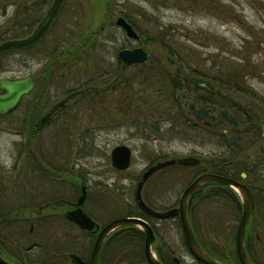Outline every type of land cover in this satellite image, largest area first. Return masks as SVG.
<instances>
[{"label":"rangeland","instance_id":"374dc122","mask_svg":"<svg viewBox=\"0 0 264 264\" xmlns=\"http://www.w3.org/2000/svg\"><path fill=\"white\" fill-rule=\"evenodd\" d=\"M41 2L44 3V16L52 0ZM25 11L29 10L21 0H0V42L25 35L27 28L22 23ZM121 13H126L131 19L140 36L139 42L127 38L113 24L115 17ZM139 45L146 47L148 61L128 70L111 90L103 94L104 97L91 96L89 91L76 96L40 132L24 135L25 128H29L25 120L29 110H32L30 119H34L71 90L82 89L88 84L105 88L118 71V50ZM73 46L79 48L72 55H66L59 62L61 66L52 70V52ZM167 58L182 65L193 75L213 77L224 82L233 79L241 94H230V98L237 99L241 104L255 102L253 110L264 111V0H62L41 42L29 50L0 51V78H13L27 73L42 75L41 71L49 67L45 70L49 75L48 83L45 86L39 84L36 88L40 94L38 102L27 107L28 99L23 100L10 115L0 116V173L5 170L3 174L11 176L10 168L13 165L20 172V166L26 165L22 162V156H37L32 165L42 167L49 163L56 165L55 154H63L64 159L73 165L74 176L82 178L84 182L86 193L83 208L98 227L127 215L139 217L154 229L157 246L163 249L168 246L178 251L179 247L184 246L178 213L163 218L147 215L136 203V183L154 158L164 154H170L172 158L187 155L200 157L201 162L197 166L178 165L158 170L142 186L141 199L148 208L155 212L175 209L181 193L194 174L212 162L206 156L214 153L220 160L229 161L232 148H225L223 138L226 136L223 137L221 130L216 127L202 126L205 131L188 127L187 132H180L176 124L170 131L157 134L162 135L158 137L151 135L150 128L139 129L134 127L133 121L131 123L132 119L143 116L135 111L140 104L138 101L142 100L140 96H145L146 92L160 88L161 92L153 93L150 100L153 103L155 99L173 101L171 78L175 66H171ZM154 74L155 80L149 82L148 77ZM254 97H260L261 103ZM106 99L109 100L104 102ZM122 99L131 103L126 105ZM147 109L144 106L142 110ZM260 120H264V115L254 118V124L248 125L251 138L257 132L255 126ZM167 125L165 123L163 127ZM262 141L263 138L258 137L255 143L251 139L250 143H245L246 146L240 145L234 157L237 177L245 170L247 163L261 160L259 145ZM118 145H126L132 150L130 166L122 171L113 167L110 161V152ZM257 168V173L247 175V179L243 180L257 192V204L247 238L249 248L255 245L259 249L253 251L250 248L255 258L264 264V207L258 204L262 202L258 191L264 189V163H259ZM260 171L262 176H259ZM31 179L32 182L28 183L27 180L26 184L20 181L21 178L20 183L16 180L17 183L12 184L11 180L8 194L14 193L13 190L18 193L15 203H0V225L2 222L16 223L9 227L11 232L15 231L13 235L18 240L16 244L19 248L37 242L44 250L48 247L53 249V239L57 235L59 238L56 243L60 247L66 240L64 231L70 229L69 239L74 243L72 253L87 259L95 238L77 225L68 224L70 222H66L62 215L67 206L63 202H56L57 198L75 201L80 195L79 189L66 181H49L46 183L50 184L46 185L45 181L34 175ZM5 183L9 181L2 179L4 185L0 184V187L5 186ZM36 197H39L40 203L34 201ZM234 203L232 199L218 200L214 197L197 199L188 216L199 239L211 250L217 248L214 252L225 247L226 255L236 263L234 255L229 254L234 250L230 244L234 246L240 211L235 209ZM40 204L47 205L49 211H60L61 215L56 217V221H48L49 227L40 228L35 221L37 228L32 224L30 230L29 225L14 221L20 208L32 210ZM9 212L17 213L12 217L13 221L3 218ZM21 226L22 229H19ZM135 228L137 230L128 232V237H121V242L115 245L117 249L104 250L102 264H129V256L134 255L136 247L143 246L144 241L141 228ZM6 230L1 231L4 233ZM254 239L260 242L255 243ZM120 251L128 254V257ZM36 252L37 249H32L28 259L35 261ZM11 256L14 261L20 260L15 254L11 253ZM55 256L61 258L59 261L67 260L65 255ZM104 257L105 260L107 257L106 262Z\"/></svg>","mask_w":264,"mask_h":264},{"label":"flooded vegetation","instance_id":"af4514ba","mask_svg":"<svg viewBox=\"0 0 264 264\" xmlns=\"http://www.w3.org/2000/svg\"><path fill=\"white\" fill-rule=\"evenodd\" d=\"M21 3L23 4V6H26L27 10H29V11H25L24 20L22 22L23 27H25V29L27 28L28 31L26 29L27 32L24 33L25 35H23L22 37H14V38H25V37L29 36L30 34H32V32L42 23V21L45 18V15H46L45 14L44 16H42L44 3H42L41 0H21ZM53 21L51 22L50 26L52 25ZM50 26L48 27V29L46 30L44 35L39 39V41L36 44H38L39 42L42 41L44 36L48 33ZM147 58L149 59V55ZM148 59H147V61H148ZM167 60L171 66H175L174 72H176L177 66L180 67V70H179V72H177V76L175 77V79H173V75L171 78L172 82H173V80H178L180 82V84L177 87L174 84H172V86H173L172 87L173 88V101L164 102V101L156 100L155 103H153V101L150 100L151 97H153L152 94L161 92L160 88H158V89L156 88V90L150 91L149 93L146 92V94L144 92L145 96H140L142 98V100H139V101L137 100L140 103L138 105L140 107L136 106L137 110L135 111L136 114L140 113V114H143V116L138 117L136 119H132L131 123L133 121L134 127H137L139 129L146 130V129L150 128L151 129V135L153 134V136H158V137H161L162 135H157V134H160L162 132L164 133L167 130L170 131V129L172 127H174V125L176 126V124H178V130L180 132H187L188 124H192L194 126V127L189 126L191 129L199 130L202 128V126H204L206 128L216 127L217 129L221 130V133H222L221 135L223 137L226 136L225 138H223V140L225 141V143H224L225 148H232V150H231L232 153L230 155L231 160L229 159V161H227V163L229 162L232 166L230 164H229V166H228V164H225V163L223 164L227 170L226 174H221V173L213 171L212 167L215 164L220 166L219 163L217 164V161L220 160L218 155H215L213 153L209 156H206L208 158L210 157V160H212V162H209V165L201 168L198 174L195 173L194 176L192 177L191 182L197 176H199L201 174L212 173V174L220 175L223 177H227L228 179H231L234 181L241 182V183L245 184L250 189V191L252 193V197H253V209H252L250 217H249V219L245 225V231H244V248H245V251L248 255L249 251L252 252L250 250V248L253 251L255 249L256 250L258 249L255 245H252L249 248V244H247V234H248V230H249V226H250V220L252 217V213H253L254 208H255V203H256L255 197H256L257 192H254L248 186L247 182L246 181L244 182L243 180L244 179L246 180L247 177L249 175H251L252 173H254V174L257 173L258 172L257 167L259 166V163H262V162L264 163V152L261 151V149H260L261 145L264 143V129L261 126V124L264 123V120H260L256 123L255 127L258 130L255 134L252 135L253 136L252 138L250 136L251 135L250 132L248 131L250 129L248 127V125L254 124L253 123V119L255 118L254 116H256L257 118H260L262 116V114L259 111L256 112L253 110V107L255 106V104H254L255 102L247 103V104H241L240 101H238L237 99L232 100L230 98V94H236V93L241 94V92L237 89L233 79H227L228 81L224 82L221 79L216 80L213 77L207 78V77H203L201 75H193L189 71L183 69L182 65L175 64L174 60H172L170 58H167ZM145 63H143L142 65H144ZM116 66H118V71H117L115 77L113 78L112 82H110V84H108V87H106V88H108L107 91L111 90L110 88H112L114 83H117L120 80V78H122L123 74L126 71L130 70L131 68L140 67V66L130 67L127 70H123L122 69V62L119 59H117ZM27 75L38 76V83L28 94L21 97L20 102L18 104V107L22 104L23 100H26V99H28V101H29L27 104V107L29 105H34L33 103L36 101L38 102V98L40 97V94H38L36 92V88L40 82V78H41L40 73L39 74L38 73H27L24 75L15 76L13 78H0V82H1L3 79L12 80V79L24 77ZM190 77L199 78V79L207 81V83H208L207 87H193V86H191V84L188 82V80L184 79V78H190ZM216 82L218 83V85H216ZM94 88H96V87L95 86L83 87L82 89H85V91L81 95L85 94L87 91L94 89ZM81 95H78V96H81ZM143 98L148 99V100L144 101ZM67 103L65 104V106L67 105ZM53 104L46 111H48L53 106ZM189 104H193L194 110H204L206 112L204 117H202L201 119H198L192 112L188 111L186 107ZM144 106L148 109L142 110ZM16 109H14L13 111H11L7 114H4L2 116H8L12 112H14ZM222 110H227L231 115H233L236 118L237 123L235 126L230 125L228 123H225L224 121H222L219 118L218 115ZM46 111H44V112H46ZM62 111L57 110L56 112H54L53 116H52L53 119L51 118V120H54L57 117V115H59V113H61ZM141 111H143V112H141ZM39 116H36V118L32 122H30L31 125L29 126L28 129L25 128V131L23 132L25 136L31 135V133H30L31 129H32V131L34 130V134H37L38 132H40L42 130V129L37 130L35 127V122L37 121ZM131 123H129V124H131ZM165 123L168 124L166 126V128L163 127V125ZM143 125H147V127L145 128ZM248 132L250 135L248 134ZM258 137L263 138L262 143L259 145V153L261 154L262 162L260 160L257 163L256 162H250V164L247 163L245 165V170L243 172H240L239 176L237 177V168H235V164H234L236 160L234 159V157L236 158V153L239 151L240 145L241 144L245 145L246 142L250 143L251 139H252V141L254 139V143H255L257 141ZM231 138H233V142L230 141ZM126 147H128V146H126ZM129 150H130V160H129L128 167L130 166V162L132 159V150L130 148H129ZM22 151H24V150H22ZM216 154H218V153H216ZM169 155L170 154H166V155L164 154L163 156H159V157L151 160L149 162V165H147L145 167L143 173L146 170H148L150 167L156 165L157 163L168 161V160H173V163L167 164L158 170H161V169L166 168V167L178 166V165L182 166V167L197 166L201 162V158L197 157V156L187 155V156H183V157H179V158H172ZM55 156H57V158L55 159L56 165H53L51 163H49L48 165H44L42 167H39L38 165H32V162L36 161L37 156H35V158H32L31 155H29V156L27 155V156H22V162L26 163V165L20 166V168L22 169L20 172L16 171V169H17L16 165L11 166L10 172H12V174L9 177L4 175L3 172H5V170H2V172L0 173V184H2V179H3V181H9V183L8 184L5 183V186L0 187V203H2V204L15 203L14 201H15V197L17 196L18 191L13 190L14 193H12V194H10V193L8 194V192H7L8 189H10L9 186L11 184V180H12V184L17 183L16 180L19 181V178H21L20 181H23L24 184H26L27 180H28V183H31L32 182L31 178L33 175H34V177H38L41 181L42 180L45 181L44 183L46 185L50 184V183H46L49 181H51L53 183H55L56 181H58V182L66 181L67 184L70 183L73 186L77 187L79 189V193H81L82 188L85 189V186L83 184L84 182L82 181V178H80L78 176L77 177L74 176V169L72 168L73 165L69 164V160L64 159L63 154L57 153V154H55ZM161 157H163V158L168 157V158L162 159ZM186 157L196 158V159H198V162L195 164H190V165L189 164L183 165V164H180L177 162L179 159L186 158ZM51 160H53V159H51ZM38 161H41V159ZM110 161H111V159H110ZM120 171H122V170H120ZM241 173H245V177L242 178ZM142 174H141V176H142ZM262 175H263V173H262V171H260L259 176H262ZM141 176H140L138 182L141 180ZM20 181H19V183H20ZM138 182L136 183L135 190H136ZM210 184H219V185L229 187L226 184L218 183V182H209V183L203 184L202 186L210 185ZM2 185H4V184H2ZM60 185H63V184H60ZM229 188L231 189V187H229ZM141 189H142V187H141ZM262 190L258 191V193L260 192L261 197H262V193H263ZM140 195H141V190H140ZM134 197H135V192H134ZM77 199H78V197H77ZM77 199L75 201H72L69 199H64V198H59V199L57 198L56 199V202H63L67 206L66 210L62 213V215H63V218L66 220V222H70L68 224L72 223L73 225H75L72 222V220L67 218L66 215L69 211L74 210L77 207V205H76ZM9 201H11L12 203H9ZM34 201L37 203L41 202L39 200V197H36V200L34 199ZM83 203H84V201H83ZM83 203L81 204L80 207L87 214V211L83 208ZM47 208L48 207L45 204H40L37 206V208H34L32 210L30 209L28 212H27V209L25 207L20 208L18 211L17 219L14 221L19 222L21 225L23 223L26 225H29L30 230H32V224L36 228H37V225L40 228L41 227H47L48 221H50V222L56 221L55 220L56 217L61 215L59 213L60 211H56V212L54 211L53 212V211L47 210ZM239 209L241 211L240 202H239ZM240 211H239V216L237 219L238 221L240 218ZM16 215H17V213L9 212V213L5 214V216L3 218L8 219V221L10 219H12L11 221H13L12 217L16 216ZM87 215L95 223V225H96L95 229L93 231H86L84 229H81V230H83V232L84 231L87 232V234L89 236H92L95 238L98 231L100 230V228H97V224L93 220V218L89 214H87ZM6 216H7V218H6ZM151 217H155V216L151 215ZM161 218H163V217H161ZM35 221L37 222V225H36ZM238 221H237V224H238ZM15 224L16 223H14V222H12V223L2 222L0 225V255L4 259H6L7 261H9L13 264H28V263H35V262L46 263V264H71V262H72L74 264H78L72 258V256H73L72 251L74 249V246H73L74 243H73V241H71L69 239L70 235H71L70 229H67L66 231H64L65 232L64 236H66V240L60 247L56 243L58 241V238H59V235H57L56 238L53 239V240H55V245H54L53 249L48 247L47 249L44 250L43 246L41 244L39 245V243H37V242H34L30 246H22L21 248H19V245L16 244V243H18L17 242L18 240L13 235V233H15V231L11 232V229L9 227V225L12 226ZM22 227L23 226H21V228L19 227V229H22ZM6 228H7V230H6ZM68 228H70V226ZM236 228H237V225H236ZM1 230H6V231L3 233ZM49 231H51V229ZM21 233L22 232L20 230L19 235ZM235 234H236V232H235ZM109 236H107L106 239H108ZM154 238H155V240L157 239L156 235ZM155 240H153L151 249H152V252L159 259V261L162 262L163 264H202L192 257V255L189 252V249L186 245L179 247L178 251L173 250L172 248H170L168 246H164V249H163V248H160L161 246H157L155 244ZM102 247H103V245H102ZM230 247L235 250V244H234V246L232 244H230ZM34 248L37 249V252L35 254V257H36L35 261H33L34 259H31V260L28 259L31 257L30 255H32V254H28V253H30V251ZM19 249H21V250H19ZM136 249L137 250L135 252H137V253L132 255V256H129V259H130L129 264H149L145 258V255H144V245L136 247ZM104 250L105 249L101 248L100 256L98 258V264H102L101 258L104 254ZM222 250H225V247H222ZM18 251H19V253H17ZM141 252H142V255H139V253H141ZM11 253L20 257V260L14 261L12 258H10ZM61 253H63V254H61ZM56 254L60 255V256L65 255V258H67V260L65 259L66 262L64 260L59 261L61 258H56V256H55ZM248 257H249V255H248ZM249 259H250V257H249ZM83 260L86 261V263H87L88 258L87 259L83 258ZM106 260H107V257H106ZM106 260L104 257L105 262H106ZM105 264H107V262ZM234 264H240V261L238 260V258L236 260V263H234ZM253 264H256V263L253 262Z\"/></svg>","mask_w":264,"mask_h":264},{"label":"water","instance_id":"95a60500","mask_svg":"<svg viewBox=\"0 0 264 264\" xmlns=\"http://www.w3.org/2000/svg\"><path fill=\"white\" fill-rule=\"evenodd\" d=\"M61 1L62 0H53L44 20L32 32V34L22 39H12L1 42L0 50L12 49V48H24L37 43L39 39L44 35L46 30L50 26L51 22L57 15L59 7L61 5ZM113 23L115 26H117L124 32L127 38L139 41L138 34L136 33L132 25L124 17H122L121 15L116 16ZM117 56L119 60L122 62V69H128L131 66H137L144 63L147 59V52L144 46L135 47L131 49L124 48L118 51ZM179 70L180 67H176V72L173 73V79H175V77L177 76V72H179ZM184 79L188 80V82L193 87H207L208 84L207 81L199 78L190 77ZM37 82H38V76L36 75H28L24 77L15 78L12 80L3 79L0 82V115L9 113L12 110H14L17 107L21 97L29 93L33 89V87L36 86ZM173 83L176 87L180 84L178 80H173ZM84 91L85 89L73 91L67 94L65 97H63L55 104H53V106L48 111H46L45 113L41 114L38 117L37 121L35 122L36 129L37 130L42 129L46 124L50 122L54 112H56L57 110L59 111L62 110L65 107V104L70 99H72L76 95H81L82 93H84ZM186 108L188 111L192 112L198 119L204 117L206 113L204 110H194L193 104L187 105ZM218 116L222 121L230 125L235 126L237 123L236 118L233 115H231L227 110H222ZM261 126L264 129V123H262ZM230 141L233 142V138H231ZM260 149L261 151L264 152V143L261 145ZM110 158H111V163L115 168L119 170H124L129 165L130 150L125 145L115 146L111 150ZM177 162L183 165H188V164L190 165L197 163L198 159L193 157H186L179 159ZM171 163H173V160L157 163L156 165L150 167L142 174L141 180L138 182L135 190V199L138 205L144 211L155 217H167L177 212L188 249L190 253L193 255V257L197 261L203 264H224L219 260L210 256L197 242L189 224V220L187 216V203L192 192H194L198 187H200L205 183L218 182L232 187L238 193L241 202V214L235 234L236 255L238 257V260L240 261V264H253L248 258L244 248L245 225L253 209L252 193L245 184L228 179L227 177H223L220 175H216L212 173H204L197 176L183 190V192L179 197L178 208L166 212H155L150 208H148L143 203L140 195V190L146 179L161 167ZM241 177L242 178L245 177V173H242ZM84 197H85V189L82 188V191L76 202L77 207L74 210L69 211L66 216L67 218L71 219L76 224H78L79 227H81L82 229H85L87 231H93L96 226L95 223L79 207L84 201ZM125 225L139 226L142 229L144 233V255L147 262L149 264H163L157 259V257L154 255L151 249V245L154 240V233L152 228L144 219H141L139 217L117 218L105 224L100 229V231L98 232L95 238L87 263L81 260L78 256H73L72 258L78 264H98L99 251L106 236L113 230ZM0 264H12V263L8 262L0 255ZM29 264H45V263H29Z\"/></svg>","mask_w":264,"mask_h":264},{"label":"trees","instance_id":"16d2710c","mask_svg":"<svg viewBox=\"0 0 264 264\" xmlns=\"http://www.w3.org/2000/svg\"><path fill=\"white\" fill-rule=\"evenodd\" d=\"M121 16H123L133 27H134V24L132 23V21H131V19L129 18V16L126 14V13H121ZM26 31V30H25ZM27 31H28V29H27ZM21 37H22V35H20ZM19 37V36H18ZM37 45V44H36ZM34 46H32V47H27V48H21L20 50H29V49H32ZM79 48V47H78ZM78 48H76V47H74L73 46V48H61L60 50L59 49H56V50H54L53 52H52V54H51V56H52V59H51V63H53V68L52 67H50L52 70H55V68H56V66H61V64L59 63L66 55H72L73 54V51H76ZM11 50H13V49H11ZM51 65V64H50ZM47 68H49V67H46L45 69H44V71L42 72L41 71V73H42V75H41V78H40V85L42 86H45V84L46 83H48V81H49V75L46 73V69ZM127 72H125L124 74H126ZM45 74H47V75H45ZM123 74V75H124ZM100 75V73L99 74H97V76H99ZM91 78H89V79H87L85 82H88V80H90ZM148 80H149V82H151V81H153V80H155V74L154 75H152V76H149L148 77ZM89 83H91V82H89ZM86 86H95V85H91V84H88V85H86ZM96 88H94V89H91V90H89V93H91V96L92 95H94L95 97H100V96H102V97H104L103 96V94L107 91V89L108 88H106V87H108V86H106L105 88H100V87H97V86H95ZM44 89V88H43ZM74 90H77V89H74ZM74 90H71V91H74ZM70 91V92H71ZM69 93V92H68ZM101 98V97H100ZM129 99H131V98H129ZM254 99L255 100H260V103H261V98L259 97H254ZM109 99H106V100H104V102H107ZM123 100V103L124 104H126V105H128V104H130L131 103V101L130 102H127V101H124V100H126V99H122ZM137 100V99H136ZM157 99H155V101H156ZM258 100V101H259ZM145 101V100H144ZM255 105H256V103H254ZM126 105H124V106H126ZM31 111L32 110H29L28 112H29V114H27V115H25V120H27V123H28V125L30 126L31 124H30V122H32L34 119H30V114H31ZM259 112L262 114V115H264V111H263V109H261V110H259ZM27 116V117H26ZM255 118H256V116H254ZM194 127L192 124H188V127ZM189 127V128H190ZM213 128V127H212ZM203 131H205L203 128H201ZM30 133L32 134V133H34V130L32 131V129H31V131H30ZM228 161V160H227ZM227 161L226 160H218L217 161V164L219 163L220 164V166H218V165H214L213 167H212V170L213 171H215V172H218V173H221V174H226L227 173V170H226V168H225V166L223 165L224 163L225 164H228V166H229V162L227 163ZM231 165V164H230ZM232 166V165H231ZM230 168V167H229ZM228 168V169H229ZM262 202H259L258 204H262L263 205V207H264V189L262 190ZM256 196H257V194H256ZM208 197H214V198H216V199H218V200H220V199H232L235 203V205H234V207H235V209H238L239 210V201H238V197H237V195H236V193L235 192H233L229 187H226V186H223V185H219V184H210V185H204V186H201L200 188H198L192 195H191V197H190V200H189V202H188V212H190V210H191V208H192V206H193V203L194 202H196V200L197 199H204V198H208ZM255 202H257V199H256V197H255ZM255 204H257V203H255ZM29 210H27V212H28ZM127 216H132V215H127ZM190 220V219H189ZM191 224V223H190ZM191 227H192V225H191ZM193 229V228H192ZM131 230H133V231H135V230H137L134 226H124V227H122V228H120V229H118L117 231H115L114 233H112L110 236H109V238L105 241V243L103 244V249H105V250H110V251H113V250H115V249H117L118 247H116L115 245H117V244H119L121 241H119L120 239H121V237H128L127 235H129L130 233H128L129 231H131ZM194 231V230H193ZM195 233V232H194ZM196 238H197V240H198V242L200 243V245L212 256V257H214V258H216L217 260H219L220 262H223V263H225V264H234L233 262H232V260L230 259V256H228V255H226L227 253H225L224 252V250H217L218 252H214L216 249H213L212 248V250L210 249V247L209 246H207V244L206 243H204L201 239H199L198 237H197V235H196ZM251 240V239H250ZM254 241H255V243L257 242H260V241H258V240H256V239H254ZM249 243V239L247 238V244ZM216 244V243H215ZM252 244H254V243H252ZM215 248V247H214ZM214 250V251H213ZM122 252H125V250H122ZM228 252V251H227ZM120 253H121V251H120ZM137 252H135L134 251V254H136ZM121 254H123V253H121ZM229 254H232V255H234V259H236L237 260V257H236V254H235V250H233V251H231V253L229 252ZM128 254H123V256H127ZM139 255H142V252L141 253H139ZM248 255H249V257H250V259L254 262V263H256V264H260L259 263V261L255 258V256H254V254L252 253V252H248Z\"/></svg>","mask_w":264,"mask_h":264}]
</instances>
